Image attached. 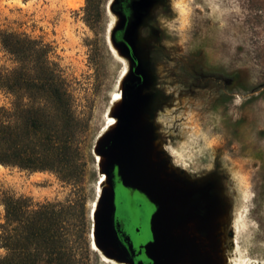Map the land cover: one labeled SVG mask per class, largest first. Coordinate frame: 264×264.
<instances>
[{
    "label": "rangeland",
    "instance_id": "rangeland-1",
    "mask_svg": "<svg viewBox=\"0 0 264 264\" xmlns=\"http://www.w3.org/2000/svg\"><path fill=\"white\" fill-rule=\"evenodd\" d=\"M114 2L92 0L86 11V0H0V31L25 32L53 45L78 109L89 119L90 159V173L78 183L49 171L30 173L0 164V186L35 201L76 199L82 191L92 247V208L106 188L97 143L111 129L108 115L117 120L122 95L117 101L114 93L122 94L131 73L127 56L112 40L122 20ZM183 7L187 25L171 32L161 21L176 19L178 12L173 0L163 7L160 76L166 103L145 112L171 171L187 176L212 171L222 179L228 210L224 237L209 250L212 262L232 264L242 257L264 264V0H184ZM3 63L9 60L0 45ZM8 104L0 92V105ZM240 212L243 220H238ZM3 213L0 203V220ZM236 222L238 243L233 241ZM91 251L86 264H114Z\"/></svg>",
    "mask_w": 264,
    "mask_h": 264
},
{
    "label": "trees",
    "instance_id": "trees-1",
    "mask_svg": "<svg viewBox=\"0 0 264 264\" xmlns=\"http://www.w3.org/2000/svg\"><path fill=\"white\" fill-rule=\"evenodd\" d=\"M88 11L92 0H86ZM120 13L126 0H115ZM121 42L123 33L113 31ZM9 63L0 64V164L81 181L89 174V119L51 43L25 32L0 31ZM0 264H86L91 256L85 197L35 201L0 186Z\"/></svg>",
    "mask_w": 264,
    "mask_h": 264
},
{
    "label": "flooded vegetation",
    "instance_id": "flooded-vegetation-1",
    "mask_svg": "<svg viewBox=\"0 0 264 264\" xmlns=\"http://www.w3.org/2000/svg\"><path fill=\"white\" fill-rule=\"evenodd\" d=\"M165 3L166 0H126V9L121 13L124 17V26L119 28V31L123 34L135 15L139 12L142 15L135 46L127 43V59L131 73L125 89L127 97L134 90H140L147 100L145 111L148 112L160 110L166 103L162 98L160 76V68L165 58L160 20ZM161 155L163 165L169 167L170 158L167 159L162 151ZM176 178L178 184L189 192L185 206L181 209L184 221L172 230L175 235L183 230L195 243L194 246L199 253H193L194 256L192 253H183L178 261L170 254L166 262L162 259L160 264H181V260L187 256L194 264H207L208 259H211L212 253H209V250L212 243L221 241L225 233L228 200L224 194L222 179L218 173L212 171L192 176H187L182 171ZM112 182L115 209L114 211L109 209L111 194L109 186L105 188V199L95 224L96 238L104 249L103 253L120 263L158 264L149 248L154 239L151 216L155 206L143 193L124 186L116 170L112 174ZM218 262L220 263L219 260Z\"/></svg>",
    "mask_w": 264,
    "mask_h": 264
},
{
    "label": "water",
    "instance_id": "water-1",
    "mask_svg": "<svg viewBox=\"0 0 264 264\" xmlns=\"http://www.w3.org/2000/svg\"><path fill=\"white\" fill-rule=\"evenodd\" d=\"M121 16L118 28L124 26V17L122 14ZM141 20L142 15L139 12L125 29L121 42L115 41L112 34V40L126 56L127 43L135 46ZM121 95L122 106L117 115V123L97 143V151L104 156L102 167L107 174V183L111 187L109 209L113 211L115 209L112 174L116 170L124 186L143 193L155 206L151 216L154 239L149 245L155 261H158V264L162 259L166 262L170 254L176 261L182 258L183 253H192L194 256L193 253H199L194 246L195 243L183 230L178 235L172 230L184 221L181 209L185 206L189 191L178 184L177 174L162 163L163 150L155 142L153 119L145 112L147 100L140 90H134L127 97L126 89L123 88ZM105 193L104 189L97 204L95 218L93 217L92 236L94 229L96 235L95 224ZM181 261V264H194L189 256ZM207 264H213L212 259H208Z\"/></svg>",
    "mask_w": 264,
    "mask_h": 264
},
{
    "label": "bare ground",
    "instance_id": "bare-ground-1",
    "mask_svg": "<svg viewBox=\"0 0 264 264\" xmlns=\"http://www.w3.org/2000/svg\"><path fill=\"white\" fill-rule=\"evenodd\" d=\"M107 4V3H106ZM106 7H107V5H106ZM107 9V8H106ZM111 30V29H110ZM107 37V36H106ZM110 43H111V46H112V50H114L115 52H118V50H117V47L115 46V44L110 40ZM111 49V48H110ZM117 54V53H116ZM125 65V64H124ZM127 73V72H126ZM126 76V75H125ZM114 95H115V100H117V101H120L121 100V92H120V90H118V91H116L115 93H114ZM118 105V104H117ZM108 119L110 120L109 121V126L111 127V129L112 128H114L115 127V125H116V123H117V120H116V117H114L113 115H108ZM106 123V122H105ZM105 125V124H104ZM110 129V130H111ZM109 131V130H108ZM93 152V151H92ZM96 160H99L100 161V163L101 164H103V161H104V156L100 153V152H98L97 151V153H96ZM95 160V161H96ZM101 174V173H100ZM101 177H103L102 178V180H103V184H105V187H109V185H108V183H107V175H105V173H103L102 175H101ZM100 178V177H99ZM97 189V188H96ZM99 191V190H98ZM97 194V193H96ZM98 195V194H97ZM105 199V198H104ZM245 199H246V196H245ZM94 203V202H93ZM98 207V206H97ZM97 207H95V209H94V211H93V208H92V212H93V217L95 218V213H96V211H97ZM91 214V213H90ZM105 214V213H104ZM91 217V216H90ZM243 218V213L242 212H240V214H238V220H243L242 219ZM248 221V220H247ZM99 225V224H98ZM92 228V227H91ZM238 232H240V227H239V225H238V223L236 222L235 224H234V228H233V241L235 242V243H238V241L236 240V236H237V234H238ZM92 234V233H91ZM92 236V235H91ZM235 236V237H234ZM92 244H93V247L91 246V248L92 249H94V250H96V251H100L101 252V255H102V257L103 258H105L104 260H109L110 262H114V264H127V263H120V261H117V260H115L114 258H111V257H109V256H107L105 253H103V249L99 246V244H98V241H97V238H96V235H95V229H94V232H93V236H92ZM242 243V242H241ZM240 246V245H239ZM242 249V248H241ZM244 250V249H243ZM122 256V255H121ZM102 258V259H103ZM123 258V257H122ZM250 261V260H249ZM231 263L232 264H250L249 262H247L244 258H242V257H240L239 259H234V260H232L231 261Z\"/></svg>",
    "mask_w": 264,
    "mask_h": 264
},
{
    "label": "clouds",
    "instance_id": "clouds-1",
    "mask_svg": "<svg viewBox=\"0 0 264 264\" xmlns=\"http://www.w3.org/2000/svg\"><path fill=\"white\" fill-rule=\"evenodd\" d=\"M184 0H173V10L178 12L176 19L172 21H161L162 24L171 31H183L187 25V20L185 18V10L183 7Z\"/></svg>",
    "mask_w": 264,
    "mask_h": 264
}]
</instances>
